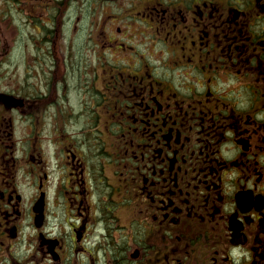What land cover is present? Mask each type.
<instances>
[{
    "label": "flooded vegetation",
    "instance_id": "flooded-vegetation-1",
    "mask_svg": "<svg viewBox=\"0 0 264 264\" xmlns=\"http://www.w3.org/2000/svg\"><path fill=\"white\" fill-rule=\"evenodd\" d=\"M141 2L113 18L111 0H0V61L8 8L35 16L45 43L65 30L89 44L76 71L47 77L43 103L0 83V264H264V0ZM20 107L29 122L60 108L90 125L91 147L71 137L49 169L15 136ZM110 109L121 165L101 196Z\"/></svg>",
    "mask_w": 264,
    "mask_h": 264
},
{
    "label": "rangeland",
    "instance_id": "rangeland-1",
    "mask_svg": "<svg viewBox=\"0 0 264 264\" xmlns=\"http://www.w3.org/2000/svg\"><path fill=\"white\" fill-rule=\"evenodd\" d=\"M102 2L103 0H96V3L101 4ZM129 3H137L136 5L140 6V0H135L134 2L133 0H111V17L114 18L117 14L122 13L121 8ZM142 3L143 0L141 4ZM3 15V32L7 39L3 43L4 58L0 61V83L5 94L14 95V97L15 94H20V96L24 98L34 97L35 103H33V106H36L37 103H43L45 99L44 95L47 93V77L50 78V74H53L54 79H56L58 73L63 77L66 67H68L69 70L74 69L76 71V55L89 46V44L72 43L73 38L71 37L74 34H68L65 30L64 33H62V40L54 43H45L41 39V36H44V30L40 31L38 27H35L36 22L41 23L34 18L35 16L30 18L29 13L24 11L14 12L9 8L4 10ZM75 18L76 15L74 16V20L75 23H77L78 20ZM34 20H36L35 23ZM129 23H132V21ZM112 29L115 30V26L112 24L111 18V30ZM69 31L74 32V25L71 26ZM140 36L143 37L142 35ZM130 38L132 37L130 36ZM134 40L135 42H132V45L137 44V39ZM109 47H111V44H100V49L102 51H106ZM138 50L141 51L143 49L140 47ZM109 56L111 57V53ZM67 80L68 83L67 88L64 89L65 91L69 92L77 88L76 81L70 78H67ZM62 83L63 81H61V84ZM50 99L55 100L54 98ZM68 99L70 103L77 102L79 105H82L81 101H84V96L82 94H73L69 95ZM41 107L43 106L39 108ZM21 108L23 107H20L18 111L20 112L19 114L15 112L10 116L14 124L13 127L16 128L17 133L15 136H18L21 143H29L30 141V143L33 144L32 141H36L37 153H35L34 156L38 160L40 155L43 163H45L49 169L51 167H60L65 163L68 154H65L64 151L62 153L59 145L67 143L69 140L73 141L71 137H77L74 141V146L84 143L85 147H91V137L90 135L86 136V133L91 131L90 125L83 126L81 121L73 118H68L67 121L61 122L58 120L61 119V117L57 116L60 108H47L44 119H34L30 120V122L26 116V112ZM102 109H104L103 106L101 107V111ZM66 111L68 114L70 113L69 107H67L65 112ZM42 112H45V110H42ZM53 113H55L53 119H46V114L52 115ZM100 114L102 121L100 123L99 133L97 131L100 148L99 163H97L96 160L93 162V165L98 171L96 177L98 182L96 185L98 186L99 194L101 196H107L112 189L108 188L107 185L109 183L113 184L111 177L112 175H116V169L121 165V162L116 158L110 157L112 152L117 151L115 147L118 142L113 134L115 128L114 124L111 123V109L107 113ZM107 114H109V118ZM75 133H77V135H75ZM20 146L25 150V144H20ZM91 165V162H89V166ZM102 169L105 171L102 172ZM58 205L61 206V209L54 211V216H59L63 220V216H61L63 214L62 204L60 202L55 204V206ZM53 220L57 221V217L53 218ZM104 221L106 222V220ZM98 255L102 256L101 253Z\"/></svg>",
    "mask_w": 264,
    "mask_h": 264
}]
</instances>
